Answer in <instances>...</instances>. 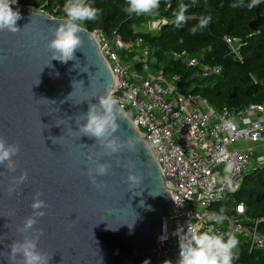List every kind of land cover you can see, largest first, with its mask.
<instances>
[{
  "label": "water",
  "instance_id": "water-1",
  "mask_svg": "<svg viewBox=\"0 0 264 264\" xmlns=\"http://www.w3.org/2000/svg\"><path fill=\"white\" fill-rule=\"evenodd\" d=\"M19 10L20 31H0V136L18 144L17 169L0 166V251L13 240L35 237L48 264H168L178 257V238L159 241L171 223L173 198L163 175L143 139L119 110L121 140L136 137V152L127 150L108 160V175L98 177L96 188L87 168L88 156H99L95 138L80 136L78 123H86L91 104L111 91L113 76L93 32L80 33L83 44L75 59H52L49 41L63 19L45 13ZM261 17L249 24L259 33ZM135 165L134 168L132 166ZM143 177L140 185L127 182L128 169ZM27 173L24 184L8 194L13 176ZM47 207L45 215L26 233H20L32 214L33 195ZM135 193H139L136 195ZM143 201V206H141ZM0 264L8 261L0 257ZM171 264H177L172 263Z\"/></svg>",
  "mask_w": 264,
  "mask_h": 264
},
{
  "label": "built area",
  "instance_id": "built-area-1",
  "mask_svg": "<svg viewBox=\"0 0 264 264\" xmlns=\"http://www.w3.org/2000/svg\"><path fill=\"white\" fill-rule=\"evenodd\" d=\"M225 42L238 55L237 39L225 37ZM98 44L113 76L111 93L121 98L119 110L143 139L173 198L171 223L164 225L160 237L176 234L179 243L178 229L186 233L190 223L201 232L214 227L220 234L229 227L249 236L251 247H264V234L245 227L244 205L231 199L247 170L264 168V104L240 112L214 110L206 98L185 93L178 75L166 78L163 73L154 76L130 69L121 53L138 50L143 70L148 71L150 48L142 38L126 42L118 35L111 41L104 36ZM174 56L190 67L200 65L198 57L185 51ZM220 72L218 64L202 65L204 76ZM224 120L233 121L231 133L223 127ZM219 155L234 164L230 185L219 182L225 167L217 162ZM221 208L227 210L228 219L214 226L211 214ZM177 251L178 257L170 262L177 263L179 247Z\"/></svg>",
  "mask_w": 264,
  "mask_h": 264
},
{
  "label": "trees",
  "instance_id": "trees-1",
  "mask_svg": "<svg viewBox=\"0 0 264 264\" xmlns=\"http://www.w3.org/2000/svg\"><path fill=\"white\" fill-rule=\"evenodd\" d=\"M21 5L32 4L36 9H43L50 16L64 15L65 0H17ZM187 6L186 23L177 27L173 12L179 3ZM237 0H161L159 15L162 19L157 33L136 32L135 24L148 16H127L121 11L125 0H92L101 10L96 21L85 22L84 27L90 32L102 33L109 41L116 35L126 42L142 38L144 45L150 48L151 57L158 61L153 64L157 71L166 78L178 75L185 93L199 95L208 100L214 110L228 108L240 112L249 105L264 104V0L255 8H233ZM244 4L250 0H243ZM201 14H210V25L196 34L189 30L198 23ZM261 17L260 32L255 33L249 24ZM225 37L237 39L234 54L225 42ZM121 53L122 60L126 53ZM187 52L200 59V65L190 67L174 53ZM124 61V60H123ZM218 64L221 72L217 75L204 76L202 65ZM142 63L136 62L135 69L141 70ZM231 199L245 208L244 225L257 234H264V168L255 167L247 170ZM227 205V204H226ZM220 210V209H219ZM227 212V210H226ZM234 233L238 240L239 259L234 264H264V247H251L250 237L236 234L225 227L222 234Z\"/></svg>",
  "mask_w": 264,
  "mask_h": 264
},
{
  "label": "clouds",
  "instance_id": "clouds-1",
  "mask_svg": "<svg viewBox=\"0 0 264 264\" xmlns=\"http://www.w3.org/2000/svg\"><path fill=\"white\" fill-rule=\"evenodd\" d=\"M17 0H0V31H9L16 33L20 31L17 27V21L22 19L19 10H13L12 6ZM261 3V0H250L247 5L243 0H237L231 7L249 9L255 8ZM161 0H125L121 11L127 16H158ZM64 19L53 31V38L49 41V48L52 50V59L62 63H67L75 59L74 53L83 44L80 36L85 31L84 24L88 21H96L101 10L94 6L92 0H65L63 5ZM187 6L179 3L177 9L173 12L174 23L177 27L186 23ZM212 22L210 14H201L198 23L190 28L192 34L206 29ZM128 94H125L127 96ZM121 98L115 97L111 91L99 96V104H91L85 116L86 123H78L80 136L95 138L96 145L99 146V156L93 159L94 155L88 156V160L94 166L87 168L90 181L96 188L104 187V182L98 180L109 174L111 163L108 160H102L101 157H112L115 154L125 150L136 152V145L139 140L136 137H129L127 140H121L120 136L114 135L120 129L117 123ZM223 127L229 133L233 129L232 120H224ZM20 151L18 144L9 143L8 140L0 136V166L8 173H14L17 169V162L14 157ZM218 163H224L223 175L218 176L221 184H231V172L234 164L226 155L217 157ZM135 165L132 166L134 168ZM27 180V173L23 172L19 176H13L12 182L8 187V194L12 195L16 187L22 185ZM127 182L129 185L136 186L143 182V177L136 174L131 168L128 169ZM139 195V193H135ZM42 193L36 192L33 195L31 204L32 214L25 218L23 226L17 228L20 233H26L33 229L37 224V219L45 215L43 209L47 207L44 200L40 199ZM143 206V201H141ZM228 219L226 210L221 208L218 212L211 214V222L214 226H219ZM179 240V259L177 264H234L239 259V240L234 233H227V239L224 234H220L214 227L206 231H199L190 223L187 225V232L178 229ZM43 235V230L38 229L35 237L24 236L22 240H13L8 245V251H0V257L6 259L8 264H48L50 259L47 254L42 253L37 248L39 236ZM165 236L160 237L163 241ZM171 264V262H168Z\"/></svg>",
  "mask_w": 264,
  "mask_h": 264
},
{
  "label": "rangeland",
  "instance_id": "rangeland-1",
  "mask_svg": "<svg viewBox=\"0 0 264 264\" xmlns=\"http://www.w3.org/2000/svg\"><path fill=\"white\" fill-rule=\"evenodd\" d=\"M15 4L17 5H21L19 2H16ZM23 6L24 8H26L27 10H30V11H34V12H40L41 10L43 11V9H36L34 8V6L32 4H27V5H21ZM54 17V16H52ZM58 19H64V15L63 16H60V17H56ZM161 23H162V19L161 18H158L156 16H148V18L144 21H141L139 24H135L134 25V29L136 32H148V33H152V34H155L159 31L160 29V26H161ZM95 36H96V39L99 43L100 39H102L104 37V35L102 33H95ZM238 47V45H237ZM235 46V48H237ZM127 55H125L126 57L123 59L125 64L132 70H137L138 72L140 73H144V74H151V75H158L160 72L157 71L156 67H154L153 64H157L158 61L157 59L153 56L151 57V70L150 68H148V71L145 72L143 70V68L141 70H138V69H135V64L136 62L139 61L140 59V52L137 50L135 51L134 53H131L128 55V53H126ZM228 205L227 206H231L232 203H227Z\"/></svg>",
  "mask_w": 264,
  "mask_h": 264
}]
</instances>
